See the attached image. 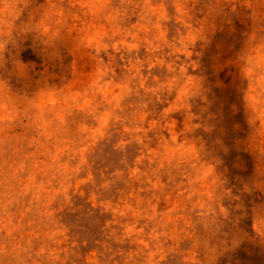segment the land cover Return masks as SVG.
<instances>
[{"label": "rangeland", "instance_id": "1", "mask_svg": "<svg viewBox=\"0 0 264 264\" xmlns=\"http://www.w3.org/2000/svg\"><path fill=\"white\" fill-rule=\"evenodd\" d=\"M168 3L0 0V264H264V0Z\"/></svg>", "mask_w": 264, "mask_h": 264}, {"label": "snow or ice", "instance_id": "2", "mask_svg": "<svg viewBox=\"0 0 264 264\" xmlns=\"http://www.w3.org/2000/svg\"><path fill=\"white\" fill-rule=\"evenodd\" d=\"M168 7L171 10V0H169ZM264 70V65L261 66ZM162 75V74H161ZM166 115V114H165ZM260 167L264 170V157L261 158ZM261 186L264 187V171L261 172ZM247 222L244 225L245 228H250L253 220H255L256 226L264 232V197L256 201L254 204H249L246 208Z\"/></svg>", "mask_w": 264, "mask_h": 264}, {"label": "clouds", "instance_id": "3", "mask_svg": "<svg viewBox=\"0 0 264 264\" xmlns=\"http://www.w3.org/2000/svg\"><path fill=\"white\" fill-rule=\"evenodd\" d=\"M164 103H167V101H164Z\"/></svg>", "mask_w": 264, "mask_h": 264}]
</instances>
